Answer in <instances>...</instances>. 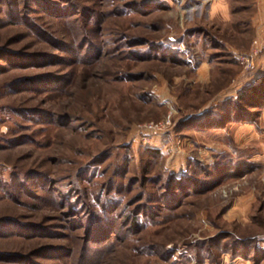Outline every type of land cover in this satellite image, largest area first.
Listing matches in <instances>:
<instances>
[{"label": "rangeland", "instance_id": "1", "mask_svg": "<svg viewBox=\"0 0 264 264\" xmlns=\"http://www.w3.org/2000/svg\"><path fill=\"white\" fill-rule=\"evenodd\" d=\"M0 264H264V0H0Z\"/></svg>", "mask_w": 264, "mask_h": 264}, {"label": "built area", "instance_id": "2", "mask_svg": "<svg viewBox=\"0 0 264 264\" xmlns=\"http://www.w3.org/2000/svg\"><path fill=\"white\" fill-rule=\"evenodd\" d=\"M259 49V41L256 38L254 39L253 45L251 46L250 50L241 55L245 68H250L254 64V60Z\"/></svg>", "mask_w": 264, "mask_h": 264}, {"label": "crops", "instance_id": "3", "mask_svg": "<svg viewBox=\"0 0 264 264\" xmlns=\"http://www.w3.org/2000/svg\"><path fill=\"white\" fill-rule=\"evenodd\" d=\"M258 31H259V32H263V31H261V30H258ZM257 36L260 37V35H257ZM205 68H206V69H205ZM206 70H208L207 67L202 68V65H200V66L197 68V71L200 73V77L203 78L205 81H208V80H209L208 78H210V74H208V73L206 72Z\"/></svg>", "mask_w": 264, "mask_h": 264}, {"label": "trees", "instance_id": "4", "mask_svg": "<svg viewBox=\"0 0 264 264\" xmlns=\"http://www.w3.org/2000/svg\"><path fill=\"white\" fill-rule=\"evenodd\" d=\"M249 89H250V92H252L251 90H256V84H250L249 86ZM243 92V90L236 96L237 97V99H241L242 98V96L244 97V93H242ZM252 105H256V103H251Z\"/></svg>", "mask_w": 264, "mask_h": 264}]
</instances>
